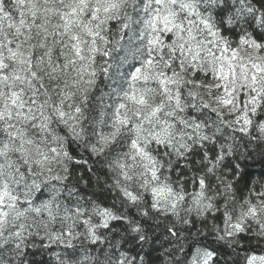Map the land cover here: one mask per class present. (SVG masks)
I'll use <instances>...</instances> for the list:
<instances>
[{
	"label": "snow or ice",
	"instance_id": "obj_1",
	"mask_svg": "<svg viewBox=\"0 0 264 264\" xmlns=\"http://www.w3.org/2000/svg\"><path fill=\"white\" fill-rule=\"evenodd\" d=\"M0 264H264V0H0Z\"/></svg>",
	"mask_w": 264,
	"mask_h": 264
}]
</instances>
